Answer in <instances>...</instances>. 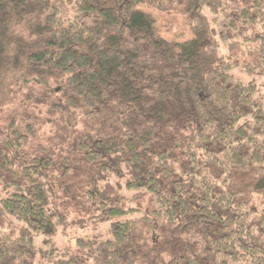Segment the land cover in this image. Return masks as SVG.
<instances>
[{"label":"trees","instance_id":"16d2710c","mask_svg":"<svg viewBox=\"0 0 264 264\" xmlns=\"http://www.w3.org/2000/svg\"><path fill=\"white\" fill-rule=\"evenodd\" d=\"M159 13L179 16L174 33ZM50 80L51 107L90 118L77 148L105 212L88 220L110 219L59 247L52 160L25 148L17 102L0 219L21 224L0 233V264H264V0H0V109L17 90L45 103Z\"/></svg>","mask_w":264,"mask_h":264},{"label":"rangeland","instance_id":"374dc122","mask_svg":"<svg viewBox=\"0 0 264 264\" xmlns=\"http://www.w3.org/2000/svg\"><path fill=\"white\" fill-rule=\"evenodd\" d=\"M157 18L160 24L163 25V29L171 27V34L176 31V29L173 30L175 27L171 24L178 23L179 16L173 13H159L157 14ZM243 78L245 80L248 79L246 77ZM54 84H56L54 80H50L46 87L43 83L36 84V90L42 91L45 89L44 91H48L51 94L50 97H47L45 103H40V100L34 101L33 98L36 96L32 93L30 96L22 98L21 100V94L17 90L10 98L15 99L10 103L11 105H5L0 109V122L1 120H5L6 112L14 109L17 102H20L21 107L25 108L23 112L16 111L21 123H25L28 126L25 148L29 152L34 150L37 155L44 154L51 158L52 165L46 170L49 173L47 180L55 186L57 192V197L53 198V202L55 200L56 205L64 211L66 217L64 226L58 227L57 229L55 241L59 247H67L68 249L74 250L76 247V236H85L90 233H101L104 236V229L107 227L110 218L106 217V219L101 218L98 220L93 218L94 220H88L90 216L97 214L104 215L103 212H105L94 201L90 203V200H86L85 191L89 186L86 173L90 171L91 165L82 158V151L77 148V145L80 143L79 133L83 126L82 123L84 121L88 123L90 118L88 116L81 117L78 114L81 110L79 108H73L70 105L60 109L55 104L54 107H51L50 105L55 100L56 95L48 87L53 88ZM37 97L41 98L42 93L38 92ZM57 100H60L59 97H57ZM87 128L90 129L89 127ZM20 129L24 132L23 126ZM64 158L67 162L65 164L63 163ZM65 170L68 172L63 174ZM8 178L11 179V176ZM0 192L3 193L2 190ZM140 200H135L134 204H137ZM144 200L147 201V197ZM117 202L123 206L127 205V203ZM19 224L21 222L14 217L6 215L4 219H0V233H11L14 236L17 230L16 226ZM31 233L34 244L37 247L43 248V235L35 231H31ZM186 235L190 241H197V247L198 245L200 247L201 240L195 233L190 232ZM198 249L200 250V248ZM76 250L78 254H81V250L77 248Z\"/></svg>","mask_w":264,"mask_h":264}]
</instances>
